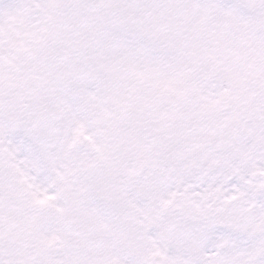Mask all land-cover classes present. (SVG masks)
Here are the masks:
<instances>
[{
    "label": "snow or ice",
    "instance_id": "6c2138e0",
    "mask_svg": "<svg viewBox=\"0 0 264 264\" xmlns=\"http://www.w3.org/2000/svg\"><path fill=\"white\" fill-rule=\"evenodd\" d=\"M0 264H264V0H0Z\"/></svg>",
    "mask_w": 264,
    "mask_h": 264
}]
</instances>
